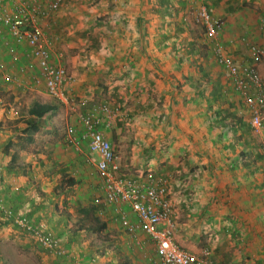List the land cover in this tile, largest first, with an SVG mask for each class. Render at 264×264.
I'll return each instance as SVG.
<instances>
[{
  "label": "crops",
  "instance_id": "obj_1",
  "mask_svg": "<svg viewBox=\"0 0 264 264\" xmlns=\"http://www.w3.org/2000/svg\"><path fill=\"white\" fill-rule=\"evenodd\" d=\"M205 1L207 12L223 22L218 41L225 53L236 63L249 62L245 43L264 45V0ZM190 6V0H63L39 26L50 60L64 66L72 79L66 87L72 100L62 103L68 110H78L85 90L100 86L109 91L108 81L107 86L97 81L102 75L114 78L109 85L116 91L124 90L120 104L131 107L130 116L119 115L117 121L130 124L138 141L132 144L117 122L105 135L120 175L138 178L151 170L165 176L175 242L198 256L207 250L211 264H264L261 135L252 130L248 110L215 63ZM0 63V196L5 207L13 215L44 222L53 237L62 239L65 256L53 264H153L156 254L148 237L139 232L130 239L121 225V211L131 219L134 215L126 206L105 202L94 164L86 160V142L79 151L65 146L67 138L70 143L82 139L77 114L65 119L74 130L61 135L64 146H37L28 153L23 152L27 146L17 147L16 138L25 140L20 137L25 111L33 101L52 99L32 81L38 68L28 47L15 44L1 25ZM255 65L264 81V57ZM26 91L33 93L26 108L12 107ZM129 93L139 95L130 98ZM52 115L42 121L51 122ZM40 129L39 124L32 141L23 143L36 144ZM68 178L78 184L69 188L62 182ZM99 205L103 210L95 215L104 229L84 216ZM0 220L13 227L1 212ZM19 231L12 232L27 239Z\"/></svg>",
  "mask_w": 264,
  "mask_h": 264
},
{
  "label": "built area",
  "instance_id": "obj_2",
  "mask_svg": "<svg viewBox=\"0 0 264 264\" xmlns=\"http://www.w3.org/2000/svg\"><path fill=\"white\" fill-rule=\"evenodd\" d=\"M62 1L0 0V25L7 30L15 44L24 43L28 47V55L38 68L37 77L32 79L35 86L42 87L57 102L68 104L66 87L72 79L64 66L50 60L49 44L39 26V22L46 19L49 12L55 11ZM190 1L193 23L201 27L203 39L211 45L215 63L248 110L252 130L261 135L260 151L264 158V81L255 65L264 57V45L246 42L249 62H234L218 41L223 24L221 18L207 12L205 0ZM8 113L12 117L16 115V111L7 110ZM115 117V112L104 104L79 116L84 129L81 138L88 149L86 160L94 164L105 202L126 206L130 210L135 219L121 211V225L130 239L136 238L139 232L148 237L153 244L158 264H211L207 250L198 256L182 249L175 242L173 208L167 197L168 184L164 178L154 175L151 170L143 172L138 178H126L119 174L117 155L105 135L113 126ZM72 132L68 130L69 134ZM0 212L3 220L20 230L21 235L26 234L27 239L43 253L65 256L61 241L51 235L44 222L34 223L23 213L13 215L5 207L1 196Z\"/></svg>",
  "mask_w": 264,
  "mask_h": 264
},
{
  "label": "rangeland",
  "instance_id": "obj_3",
  "mask_svg": "<svg viewBox=\"0 0 264 264\" xmlns=\"http://www.w3.org/2000/svg\"><path fill=\"white\" fill-rule=\"evenodd\" d=\"M91 35H92V31L89 32V36ZM77 62L78 61H76V63ZM77 67L79 68L80 66H77ZM107 78L108 77L106 75L104 76L102 75L100 79H97V81H100L99 83L102 84V86L104 83L106 84V82L108 81L107 84L110 87L109 91L108 90L106 91V88L104 90H101V87L98 86V88L94 90H85V92L82 93V96L87 99V103L93 102L96 105L104 104L110 107L115 112L116 117H115L114 122H117L119 126L122 125L123 127L122 132H124L125 135L128 133L129 136L132 138L131 143L135 145V142L138 141L133 138L135 130L132 129L130 124L126 125L124 121H117L119 118H121L119 115H123L122 117L125 118V116H128L127 113L131 111V107L126 108V107L121 106L120 104L121 102L124 101L125 92L122 89L119 91H116L115 90L116 88H113L111 87V85H109L113 83L114 78L112 76H109L108 79ZM122 78L124 79V77H119L118 79L120 80ZM23 94L25 96L21 95L20 100H18L17 102L18 103L17 106L15 104L11 105L12 107H16L17 109L19 108L18 110H21V111H23L26 108V102H30L32 98L30 94H33V93L26 91ZM138 95L139 94L137 93L135 96H133L132 94L129 93L130 98H136L138 97ZM77 109L78 110H76V112L74 111L73 113L72 111L68 110L67 107H65V105H62V104L57 105V109L51 116V118H53L51 122L49 121V119H47V121H40L39 124L41 126V129L39 130L38 135L36 134L38 136L36 140V144L35 143L25 144L23 143V141H18V139L16 138L15 140L17 142L16 143L17 147L21 145L27 146L28 149L23 152L28 153L31 150H35L37 146H40L42 150L44 147L52 148L54 144L58 145L59 148L61 146H64L61 135L63 133L65 134L67 131V128L69 127L67 123H65V119H68V116L72 114L79 115V113H81L82 111H81V108L79 107ZM124 112L126 113V115L124 114ZM9 124L10 125L15 124V120L9 121ZM48 125L50 126L49 128L46 127ZM48 130H51V131L58 130L61 132V134L57 135V134H54V132L50 133ZM75 135L76 134L72 135V138ZM47 136H52V137H47ZM72 143L68 142V138H67V142H65V146L68 147V149L70 150H72L71 148L75 149L73 151H76V150L79 151V148H83V145H85V142L82 141V139H79L78 137L75 140H73ZM158 177L165 179L164 175H161V176L158 175ZM134 219L135 217L133 218V220ZM2 222L4 221L0 220V264H53L54 261L55 263H57V261H59L60 263L62 262L61 258H58L56 256H50L49 254H46V253L42 254V252L31 241H29L28 239H24L23 237H17V235H14L12 231L15 230V227H8ZM5 222H8V221H5ZM8 223L10 224V222ZM153 264H158V263L157 261L153 260Z\"/></svg>",
  "mask_w": 264,
  "mask_h": 264
},
{
  "label": "trees",
  "instance_id": "obj_4",
  "mask_svg": "<svg viewBox=\"0 0 264 264\" xmlns=\"http://www.w3.org/2000/svg\"><path fill=\"white\" fill-rule=\"evenodd\" d=\"M72 99L69 98V101L71 102ZM87 99H83V100H79L77 106L79 108H81V113H79L78 117L84 115L86 113V111H90L91 109H93L95 106H98L96 105L95 103L93 102H90V103H87ZM61 105V103L57 102L56 100H50L48 102H45V103H41L39 101H33L31 106L25 111L26 113V116H28L27 118H22L24 119V122H23V127L21 129V133L23 135H20V137H25V140L22 139L23 141H26L28 143H30L33 139V134L36 133L38 131V125H39V121H42L43 117L45 115H47L48 113H54L55 110L57 109V105ZM89 107V108H88ZM45 119V118H44ZM79 122H80V119H79ZM81 123V122H80ZM68 130H71L73 131L74 128L73 127H68L67 128V131ZM11 161L14 162L15 161V158L14 156L11 157ZM11 162V163H12ZM14 165V163H13ZM12 165V166H13ZM10 167V169H12L13 167ZM63 184H68V187L69 188H73L74 186H76L78 183L76 181H74L72 178H68V179H63L62 180ZM104 198V197H103ZM102 209L103 210V207L102 205H99V206H93L91 207V212H92V215H90V212H85L84 216H87V217H92V222H95L96 223V226H98V229H104L105 228V223L104 222H101L100 218L98 215H95V213L98 212L99 209ZM100 209V210H101ZM93 229V228H92ZM94 230L97 231L96 228H94ZM57 239L60 240V238L58 237ZM61 241V240H60ZM58 258H61V257H58Z\"/></svg>",
  "mask_w": 264,
  "mask_h": 264
}]
</instances>
